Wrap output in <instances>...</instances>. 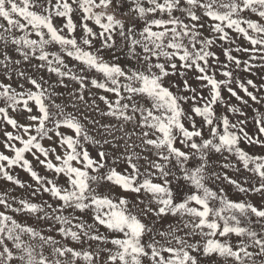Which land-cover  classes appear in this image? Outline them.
<instances>
[{
	"label": "snow or ice",
	"instance_id": "6c2138e0",
	"mask_svg": "<svg viewBox=\"0 0 264 264\" xmlns=\"http://www.w3.org/2000/svg\"><path fill=\"white\" fill-rule=\"evenodd\" d=\"M245 12L264 19V0H0V73L9 81L0 80V144L12 153L0 151V178L23 188L10 171L23 168L38 185L33 196L43 191L58 201L37 204L0 194V264H201V257L213 255L230 264H264V229L251 226L253 216L264 222V208L234 201L211 186L222 180L245 195L264 196V155L241 147L246 142L264 148V116L256 121L259 135H249L247 121L239 118L246 115L241 107L227 105L232 118L216 111L225 102L222 88L248 103L229 86V65L250 71L255 66L250 61L264 60V24L246 19ZM56 18L62 24H55ZM228 29L252 45L236 49L250 53L248 61L232 54ZM52 45L59 50L50 51ZM117 53L133 63L122 65ZM65 57L79 62L80 71ZM32 59L57 81L50 84L22 70V61ZM14 76L32 87L13 88ZM65 79L78 88L68 92L66 103H57L63 93L56 89L69 87ZM248 86L257 88L251 79L239 83L252 101L264 102ZM89 89L103 94L89 100ZM81 106L87 111L80 112ZM10 112L22 114L24 122ZM88 112L115 123H102ZM82 119L95 126L99 139ZM224 153L222 161L212 159ZM26 154L52 178L34 170ZM231 157L260 182L245 187L222 172L236 168ZM181 181L189 191L178 196L174 184ZM21 212L42 213L38 218L51 223L40 230L9 214ZM76 213L87 214L91 223ZM53 231L61 239L46 234ZM232 236L239 238L236 243ZM68 240L87 248L77 250L64 243Z\"/></svg>",
	"mask_w": 264,
	"mask_h": 264
},
{
	"label": "rangeland",
	"instance_id": "374dc122",
	"mask_svg": "<svg viewBox=\"0 0 264 264\" xmlns=\"http://www.w3.org/2000/svg\"><path fill=\"white\" fill-rule=\"evenodd\" d=\"M122 10H127V4L125 5L124 9ZM246 19H251L253 21H258L261 24H264V19L260 18L257 16L255 13L251 12H245L242 14ZM74 20L76 21L77 24H79V15L74 14ZM2 22V21H0ZM63 20L62 18H56L54 20V23L57 25L62 24ZM91 25V22H89ZM142 23V22H140ZM94 27V30L99 31L97 26L91 25ZM246 27V25H243ZM229 34L232 38V43H231V48H232V54L234 56H237L239 59L242 61H248L250 53H246L244 51L237 52V48H248L251 49L252 45L250 42L240 33L235 32L234 30L228 29ZM207 34V33H205ZM77 36V39L79 40L80 36L82 35L80 29H77V32L75 33ZM249 35L255 36L256 34L252 31L249 30ZM35 38V37H33ZM95 45L98 47L99 46V40L94 42ZM229 45L227 43L224 44V47H228ZM15 46H10V54L14 58H19L18 54L14 51ZM259 47V45H257ZM50 51H58L59 46L58 45H52L49 48ZM217 52V55L220 57L221 61H225V57L223 55L222 49L217 46L214 49ZM117 55L120 56L119 62L122 65H130L133 62L129 61L122 53H117ZM260 53H257V56H259ZM106 58L111 59V54L106 52ZM39 61H36L35 59H32L30 61H22L20 67L22 70L26 71L30 75H32L34 78L39 79L40 77L43 78L44 81H47L50 84H54L57 81V76L54 73L48 72L46 69H37L35 67L36 64H38ZM65 63L68 64L70 68L73 70L79 72L80 69L82 68V65H80L79 62L73 60L72 58L65 57ZM254 67L250 71H245L244 70V65L241 64L240 68H236L235 65H229L230 70L233 72L232 76V84L229 85L232 87L238 95L242 96L244 99L248 100V103L246 105H242L239 101L236 100L235 97H232L231 94L227 91L226 88H222V96L224 98V103L218 104L216 106V111L218 116L219 115H224L228 114L231 117V113H226V108L228 104H233L238 107H241L242 111L246 114L244 117H239L240 119H245L247 121L245 127V131L249 133V135H259L257 132L258 129V124L256 121H258L262 116H264V102L257 103L252 101L247 95L239 88V83L244 82L246 83L247 80L251 79L256 85L257 88L253 89L251 86L249 87V91L254 92V94H257L260 97H264V60L256 59L253 61H250ZM85 75L89 76V78L93 77L96 75L94 72H86L84 73ZM190 75L194 78L195 73H190ZM217 79H223L222 76L219 74L217 75ZM0 80H2L4 83H9L8 80L4 79V76L2 73H0ZM13 88H17L18 83H25V88H31L32 86L27 84L23 80H19L15 76L13 77V80L11 81ZM65 83L69 85L68 88H62L58 87L56 90L63 93V96L56 98L57 103H66L69 100L68 97V92L70 90L78 88V85L75 82L69 81L65 79ZM47 86V85H45ZM18 91H23L24 89H19L17 88ZM204 94L207 95V90H203ZM91 94H103L102 90H97V89H89L88 92L86 93V97L90 100L92 98ZM31 103V102H30ZM97 103L99 104L100 108L103 109L105 106L102 102H100L97 98ZM0 106H3V101H0ZM186 108L188 107L187 105L185 106ZM67 111L69 112H74V110L71 107L67 108ZM87 111L83 106H81L80 112H85ZM75 115H80V113L74 112ZM89 116L95 117L98 120H101V122H112L115 123V121H112L111 118H102L100 117L99 113L97 112H88L87 113ZM10 115H15L16 118L20 122H24V116L19 113H11ZM199 122V118H197ZM82 122L85 124V127L89 131V134L96 137L99 139V135L96 132L95 126L89 124L87 121L82 119ZM0 124H2V121H0ZM8 131H14L10 126H6ZM62 131H65L67 134H72L71 130H66V129H61ZM2 132H0V139H2ZM46 144L48 142H45ZM241 147H243L247 152L250 154H255V155H264V148H261L259 145H254V144H248L246 142H242ZM105 150L111 152L113 149L109 145L104 146ZM0 151H4L5 154L12 155V153L8 152L3 148V145L0 144ZM90 151L92 152L93 155H95V148L90 147ZM139 151V149H137ZM27 158L29 160H32V157L28 154H26ZM228 154L224 153L223 157L220 156L219 154H215L212 156V159L215 161H222L224 157H227ZM232 163L236 165L235 169H223L222 172L226 173L229 177L232 179L238 181L245 187H251L254 184H258L259 178L255 174L244 170L242 165L239 164L235 157L230 158ZM33 162V167L34 170L38 171L41 175L48 176L49 178H52V173L46 171L42 166L38 165L34 160ZM121 168L125 167L124 164L120 165ZM251 167V165H250ZM238 169V170H236ZM11 173L20 179L25 187L21 188L11 182L6 181L3 178H0V194H7L8 198L11 200L12 198H15V201H19L20 199H25L29 200L30 202H35L37 204H43L45 201H47L50 204H53L54 206L58 203V201H55L48 193H45L43 191L37 192L35 196L32 195V193L37 189L38 185L36 182L33 180L31 175L24 170L23 168L20 167H13L10 169ZM59 182L61 184L64 183V178L59 177L58 178ZM245 181L247 183H245ZM28 185H31V187H28ZM213 188H223L224 191L227 193L228 197L231 198L234 201H240V200H246L250 201L253 203L255 206L259 208H264V196H261L258 193H249L245 195L244 193H241L235 189V187L225 181H216L214 184L211 185ZM174 188L177 191L178 196H183L185 192L189 191L187 185H185L182 181L179 184H174ZM13 206H16L14 203ZM0 211H4L3 207L0 206ZM70 211V210H69ZM10 215H13V217L21 224L32 226L34 228L40 229V230H45L49 226L51 222L49 221H44L38 218V216H42L43 214H37L33 215L31 213H9ZM67 214V213H66ZM76 215H82L83 219L87 220L89 223H91V219L87 214H80L76 213ZM252 228L255 229L256 231H261L264 229V222H261L258 220L256 217H252ZM101 232H104L105 230L101 227L100 229ZM46 234H51L56 237V239H61V237L53 231L52 233H46ZM223 239V238H221ZM232 242L236 243L239 238L232 236L231 237ZM64 243H68L70 246L77 248V250L81 248H87V244H78L76 242H72L70 240L64 241ZM96 245L93 244V248H95ZM109 248L113 247L112 245H108ZM107 253L103 254L102 258H106ZM77 264H83L82 261H78ZM201 264H230V262H226L223 260V258H220L216 255H213L211 257H201Z\"/></svg>",
	"mask_w": 264,
	"mask_h": 264
}]
</instances>
